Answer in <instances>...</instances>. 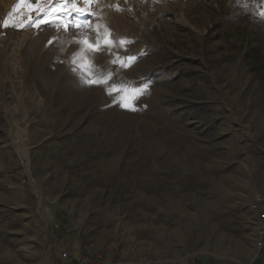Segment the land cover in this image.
I'll use <instances>...</instances> for the list:
<instances>
[{
	"label": "rangeland",
	"instance_id": "374dc122",
	"mask_svg": "<svg viewBox=\"0 0 264 264\" xmlns=\"http://www.w3.org/2000/svg\"><path fill=\"white\" fill-rule=\"evenodd\" d=\"M56 4L0 0V264H264V0H75L86 27L29 26ZM89 43L96 75L148 84L135 110L82 83Z\"/></svg>",
	"mask_w": 264,
	"mask_h": 264
},
{
	"label": "snow or ice",
	"instance_id": "6c2138e0",
	"mask_svg": "<svg viewBox=\"0 0 264 264\" xmlns=\"http://www.w3.org/2000/svg\"><path fill=\"white\" fill-rule=\"evenodd\" d=\"M21 4L25 3V0H20ZM29 9H31L33 7L32 4H27L26 5ZM245 8H247L248 6L245 4L244 5ZM60 9V11H56V9ZM15 11V9L13 10ZM76 16H82L85 15V12L83 9L77 8L76 4H75V0H57V4L50 6L48 8H41L39 12H37L36 16H30L29 17V26H37L38 24L43 22V17H46L50 14H52L56 19L53 22H57V23H64L65 21H67V23L71 26H76V25H81V26H87V23L85 21H80V20H76L73 19V15ZM261 17L264 18V12L261 13ZM5 27L8 26V21L6 20L4 22ZM16 27H21L23 26L22 24H16L14 25ZM51 43V41H50ZM84 43V42H81ZM126 41H120V44H126ZM111 46V42H109V47ZM96 50L99 51H104L105 49L103 47H100L99 49H97V46L94 44H87V48L85 49L84 55L81 56V63L79 64V70L81 71L82 75H81V81L82 83L86 84L87 86H103L105 88L106 94L109 96H112L113 93H117L118 95V100L117 98L113 99V103H120L121 107H128L131 110H135V108L133 107L132 104L127 103V99L131 98V99H135L137 96L142 95L146 92L147 88H148V84L145 83L143 85V87L141 88H132L130 85H126V84H116V83H109V81L112 80V76L113 73L112 72H108L107 74L101 73L100 75H96L93 71H92V67L86 66L83 61L84 58L87 54L89 53H94ZM109 54L111 55V52H109ZM79 55V54H77ZM130 59H134V58H130ZM120 62L121 67H126L127 64L124 61H121L119 57H115L112 61V63H117ZM73 64L74 66L76 65V61L75 59L73 60ZM74 71L77 70V67H74L73 69ZM126 93H130V97L126 96Z\"/></svg>",
	"mask_w": 264,
	"mask_h": 264
},
{
	"label": "built area",
	"instance_id": "2783aa9c",
	"mask_svg": "<svg viewBox=\"0 0 264 264\" xmlns=\"http://www.w3.org/2000/svg\"><path fill=\"white\" fill-rule=\"evenodd\" d=\"M251 208L256 216L255 246L257 255L264 257V200L255 201L251 204ZM61 258L62 261L59 264H119L118 261L101 257L97 253L72 256L69 251H64Z\"/></svg>",
	"mask_w": 264,
	"mask_h": 264
},
{
	"label": "crops",
	"instance_id": "0c3cea01",
	"mask_svg": "<svg viewBox=\"0 0 264 264\" xmlns=\"http://www.w3.org/2000/svg\"><path fill=\"white\" fill-rule=\"evenodd\" d=\"M65 241V240H64Z\"/></svg>",
	"mask_w": 264,
	"mask_h": 264
}]
</instances>
